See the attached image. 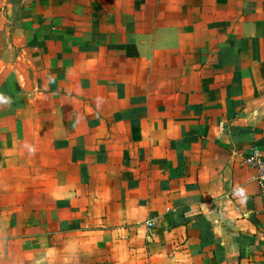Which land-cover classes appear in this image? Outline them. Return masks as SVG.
Listing matches in <instances>:
<instances>
[{
	"label": "crops",
	"instance_id": "crops-1",
	"mask_svg": "<svg viewBox=\"0 0 264 264\" xmlns=\"http://www.w3.org/2000/svg\"><path fill=\"white\" fill-rule=\"evenodd\" d=\"M257 156L264 0H0V264H264Z\"/></svg>",
	"mask_w": 264,
	"mask_h": 264
},
{
	"label": "built area",
	"instance_id": "built-area-1",
	"mask_svg": "<svg viewBox=\"0 0 264 264\" xmlns=\"http://www.w3.org/2000/svg\"><path fill=\"white\" fill-rule=\"evenodd\" d=\"M246 163L253 167L256 172L255 181L258 186V194L264 206V159L257 156L247 160ZM145 224L148 229H152L154 226L153 220H148Z\"/></svg>",
	"mask_w": 264,
	"mask_h": 264
}]
</instances>
